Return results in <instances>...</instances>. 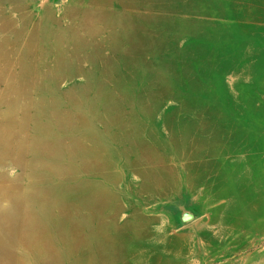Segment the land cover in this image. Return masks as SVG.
Returning <instances> with one entry per match:
<instances>
[{
	"label": "rangeland",
	"instance_id": "1",
	"mask_svg": "<svg viewBox=\"0 0 264 264\" xmlns=\"http://www.w3.org/2000/svg\"><path fill=\"white\" fill-rule=\"evenodd\" d=\"M0 264H264V0H0Z\"/></svg>",
	"mask_w": 264,
	"mask_h": 264
},
{
	"label": "water",
	"instance_id": "2",
	"mask_svg": "<svg viewBox=\"0 0 264 264\" xmlns=\"http://www.w3.org/2000/svg\"><path fill=\"white\" fill-rule=\"evenodd\" d=\"M189 217H185L184 220H187Z\"/></svg>",
	"mask_w": 264,
	"mask_h": 264
}]
</instances>
